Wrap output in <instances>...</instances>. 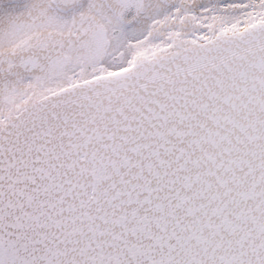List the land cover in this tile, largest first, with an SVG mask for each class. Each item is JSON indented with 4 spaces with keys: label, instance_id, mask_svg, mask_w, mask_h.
<instances>
[{
    "label": "snow or ice",
    "instance_id": "1",
    "mask_svg": "<svg viewBox=\"0 0 264 264\" xmlns=\"http://www.w3.org/2000/svg\"><path fill=\"white\" fill-rule=\"evenodd\" d=\"M0 264H264V0H0Z\"/></svg>",
    "mask_w": 264,
    "mask_h": 264
}]
</instances>
